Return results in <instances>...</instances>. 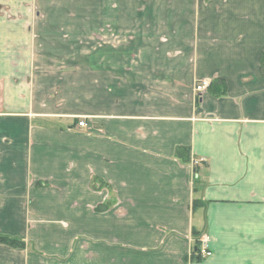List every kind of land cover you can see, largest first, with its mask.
I'll return each instance as SVG.
<instances>
[{
	"label": "crops",
	"instance_id": "0c3cea01",
	"mask_svg": "<svg viewBox=\"0 0 264 264\" xmlns=\"http://www.w3.org/2000/svg\"><path fill=\"white\" fill-rule=\"evenodd\" d=\"M95 1L0 0V264H264V0Z\"/></svg>",
	"mask_w": 264,
	"mask_h": 264
},
{
	"label": "rangeland",
	"instance_id": "374dc122",
	"mask_svg": "<svg viewBox=\"0 0 264 264\" xmlns=\"http://www.w3.org/2000/svg\"><path fill=\"white\" fill-rule=\"evenodd\" d=\"M38 3L39 5H33V17L37 14L45 23L48 22L47 19H54L57 21L64 19L68 21V26L65 30L67 29L68 37L71 41L70 43L65 42L64 46L67 47L69 44L72 50L69 60L71 62H77V64L79 60L90 63L93 62V53L95 49V18L97 16L96 1L38 0ZM119 14L117 13V16H119ZM123 15H125V12H123ZM57 27L58 26H54L53 29H57ZM50 28L49 26V30ZM53 44H56V47H58L62 45V42H51L52 47L49 49L53 50ZM75 51L79 52V54H77V52L74 53ZM191 257L193 259V255Z\"/></svg>",
	"mask_w": 264,
	"mask_h": 264
},
{
	"label": "built area",
	"instance_id": "2783aa9c",
	"mask_svg": "<svg viewBox=\"0 0 264 264\" xmlns=\"http://www.w3.org/2000/svg\"><path fill=\"white\" fill-rule=\"evenodd\" d=\"M212 85L211 79H201L196 83L195 91L197 96L200 98L202 95L207 93ZM78 125L80 127H85L87 125L86 117H82V120L79 121ZM195 256L199 259H205L212 256L213 252L210 249L209 237L203 235L199 239V248L194 253Z\"/></svg>",
	"mask_w": 264,
	"mask_h": 264
},
{
	"label": "trees",
	"instance_id": "16d2710c",
	"mask_svg": "<svg viewBox=\"0 0 264 264\" xmlns=\"http://www.w3.org/2000/svg\"><path fill=\"white\" fill-rule=\"evenodd\" d=\"M261 62H262V66H263V68H264V54L262 55V60H261ZM212 86V85H211ZM221 94H224V92H221ZM178 154L179 155H185V153L184 152H186V148H178ZM95 180V179H94ZM95 182V181H94ZM98 210H102L101 209V207L100 208H98ZM0 241H2V242H5V243H7V244H11V245H16V246H19V247H23L24 246V243H21L20 241H18V240H14V239H10V238H7V237H0ZM199 248V242H197V246H196V250ZM196 250H195V252H196ZM197 258V257H196ZM197 259H199V258H197Z\"/></svg>",
	"mask_w": 264,
	"mask_h": 264
}]
</instances>
